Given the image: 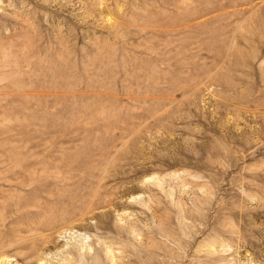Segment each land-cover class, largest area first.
<instances>
[{
    "label": "rangeland",
    "instance_id": "rangeland-1",
    "mask_svg": "<svg viewBox=\"0 0 264 264\" xmlns=\"http://www.w3.org/2000/svg\"><path fill=\"white\" fill-rule=\"evenodd\" d=\"M0 264H264V0H0Z\"/></svg>",
    "mask_w": 264,
    "mask_h": 264
}]
</instances>
